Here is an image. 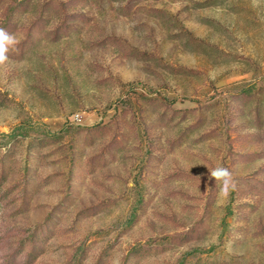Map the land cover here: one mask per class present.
Here are the masks:
<instances>
[{
	"label": "rangeland",
	"instance_id": "rangeland-1",
	"mask_svg": "<svg viewBox=\"0 0 264 264\" xmlns=\"http://www.w3.org/2000/svg\"><path fill=\"white\" fill-rule=\"evenodd\" d=\"M0 28V264H264V0H0Z\"/></svg>",
	"mask_w": 264,
	"mask_h": 264
},
{
	"label": "clouds",
	"instance_id": "clouds-1",
	"mask_svg": "<svg viewBox=\"0 0 264 264\" xmlns=\"http://www.w3.org/2000/svg\"><path fill=\"white\" fill-rule=\"evenodd\" d=\"M259 0H253V6H258ZM18 45V41L14 34L7 32L4 28H0V66L11 64L9 57L10 51L14 50ZM209 179H214L219 184L220 196L227 199L232 190L236 187V182L232 172L224 167L217 166L209 170ZM6 253L0 252V256Z\"/></svg>",
	"mask_w": 264,
	"mask_h": 264
},
{
	"label": "trees",
	"instance_id": "trees-1",
	"mask_svg": "<svg viewBox=\"0 0 264 264\" xmlns=\"http://www.w3.org/2000/svg\"><path fill=\"white\" fill-rule=\"evenodd\" d=\"M23 133V125L15 127L10 133H5L3 136L5 137L6 143H11L18 141V137Z\"/></svg>",
	"mask_w": 264,
	"mask_h": 264
}]
</instances>
